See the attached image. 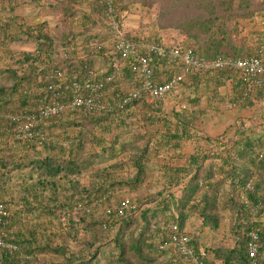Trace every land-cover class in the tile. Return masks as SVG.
<instances>
[{"label": "trees", "instance_id": "obj_1", "mask_svg": "<svg viewBox=\"0 0 264 264\" xmlns=\"http://www.w3.org/2000/svg\"><path fill=\"white\" fill-rule=\"evenodd\" d=\"M67 1L73 3V0ZM82 1L85 2L86 0ZM14 2L7 1L0 4V11L10 10L11 12L15 9V12H11V15L6 16L5 19L0 16V31L5 32L11 26V18H15L17 14V6ZM255 2L253 0L250 3L257 7L247 11L249 15H246V12L243 13L245 16H249L252 22L257 19L261 20L264 16V0L256 4ZM99 4L105 15L104 4H101L100 1ZM245 5L247 6V4ZM118 10L119 8L117 9V18L120 19ZM71 19L69 20L71 27L68 28L69 33L65 37H74V43H76V38L80 35L74 31L76 26ZM220 20L218 29H212L215 18L207 20V23L202 26L203 31L209 34L208 37H210L208 39L209 46H206L211 49L210 56H208L209 54L206 55L207 53L204 50L189 48L209 59L219 57L236 59L249 57L255 53L256 48L264 45V32H259L251 26L253 32L251 31L247 35L250 37L255 36L254 40L258 42L247 50L236 46L232 39L228 37L227 29L224 27V19ZM38 25L44 27L47 25V21L39 22ZM211 32L212 34H210ZM42 34L44 33L42 32ZM123 34L126 39L137 44L138 52L151 58L154 82L161 83L166 80L165 78H171L179 73L178 66L167 65V55L162 56L159 53L151 52L148 45L152 42L166 44L168 50L183 45L168 44L160 38L154 40L138 39L130 37L126 31ZM111 37L113 36L111 35ZM113 41L115 52L104 50L108 45L103 42H93V44L87 42L84 43L83 47H78V43L72 45V51L67 54L62 63L65 67L57 65L51 67L40 63L41 59L39 57L44 58V52L43 49H36L31 53L32 55H26L22 59L23 61L18 59L20 63L18 68L12 67L8 71H0L2 76L5 73L6 77L14 82L13 85H3L0 82V126L11 124V120L6 116L8 112L4 114L8 101L19 100L21 105L23 104L25 108H29L23 111L29 113L35 111L40 103L50 99L51 93H48L46 88L51 81L56 82L58 89L62 90L60 87L64 89V84L81 80L87 71L92 68L98 71L99 79H105L106 76L111 75L116 67L114 62L119 59V55L116 54L114 37ZM80 48H83V51L88 49V56L84 57L86 54L80 52ZM75 51L76 53H74ZM46 56L50 57L51 51L47 52ZM96 57L105 58L107 66L95 67L94 58ZM28 61L33 70L26 72L27 68L25 67L23 72L26 73L21 72V66ZM57 68L63 74L58 75L55 79H50L51 73ZM102 70L103 72H101ZM119 71L120 73H118L115 80L105 84L106 94L104 107L101 110L95 112L88 110L84 112L83 110L67 111V115L84 113V116L90 120L94 117L99 119L100 116L106 115L107 118L117 117L123 121L126 119L124 113L128 110H134V108L137 109L138 106L145 107L144 109L147 112L149 110L155 112L156 109L162 111V105L166 99L178 98L179 94L182 96L183 85L188 91L185 93L191 94L193 92L192 102L197 107L201 97L198 94L201 90V82L203 79L207 80L208 78L218 79V86L216 87L218 93L217 113L221 112V103L227 107H236L240 110L252 109L253 111H256L258 102L264 103L262 102L264 101V87L253 88L251 93L246 96L244 94L246 83L240 71L227 67L202 74L186 75L180 83L179 90L168 93L165 96L166 99L149 101L148 96L144 93L141 97L124 102L129 92L141 85L142 79L132 70L129 64H122ZM32 77H34V80L29 79ZM38 77L43 80H38ZM30 81L34 83L36 81L37 87L31 85ZM226 85L228 92L224 94L221 89ZM65 98H67V95H65ZM179 105L178 108L174 107L171 115L172 122L175 123L170 125V121L166 117H162L166 126H171L169 128L170 138H175L179 142L192 139L197 141L196 138H199L201 141L206 142L205 147H197L194 154L191 155L187 167L170 170L169 176L165 177L163 183L161 180H153L154 187L161 184L164 189L158 190L150 195L151 197L137 201L125 196L118 199V201L116 200L118 203L129 200L130 204L134 206L126 210L124 215H119L115 211L112 215H108L107 209L112 206L110 202L116 199L113 195V192L115 193L114 186L117 183L123 184V182H126V184L122 186L127 185L131 180L123 181V179H120L116 182L109 175L104 178H96L94 181L90 180L86 169L94 168L90 164L91 158L85 160L75 158L69 153V155L59 154V156L47 155L44 159L34 160V167H36L34 170H38L42 175L46 174V177L39 179L37 183L34 182L35 174H24L25 181L19 187L16 185H12L10 188L7 187L11 183V178L8 179L3 175L4 173H0V201L11 202L14 205L9 226L10 228L15 226L19 228L18 239L16 231H13V229H11L13 233L8 232L5 238L16 243L19 250L11 251L0 247V261L16 263L18 260L14 256L19 255L24 247L26 249L25 253L28 255L25 256L26 259L24 257L22 259L26 260V263L29 262L27 259H30V255L36 251H57L50 240V236H55V234L51 233L52 231L48 228L47 222L52 223L54 221L57 223L55 218L57 215L58 218L61 215L63 223L67 221L70 224L73 220H79L83 223L82 227L76 229L74 234L79 235L82 228L87 234L84 241L83 239L79 240L82 243L76 257L68 258L63 264H196L185 259L179 247L172 242L173 237L183 230L188 231L189 245L192 246L197 255H200L201 249L205 250L206 256L200 255L205 264H250L251 260L247 248L249 233L252 230H258L260 237L258 261L259 264H264V117H262L260 123H256V121L255 124L252 123L253 126H261L260 130L257 127L253 128L254 130L251 132V129L248 130L245 124L248 120L252 122V118L246 119L244 116H238L234 121L235 124L242 123L244 125L243 127L238 126L235 130L236 140L234 138L229 139V141L234 142L231 147L226 145L225 141L223 142V134L219 136L208 134L203 127L204 112L200 114L194 112L196 110L188 112L185 109L186 107H182L181 103ZM261 111L264 114V105ZM153 117L156 116L153 115ZM157 118L161 117L158 116ZM62 119L53 118L52 120L61 121ZM12 139H15L14 135H11L9 140L12 141ZM64 140H66L64 143L70 148L76 138H66ZM6 142L0 144L5 147ZM51 142L48 141L43 144L48 147L52 146L51 149L57 151V149H53L56 145ZM13 143L15 142L13 141ZM23 144L29 147V145H37L38 143L25 142ZM64 146L60 145V148H64ZM216 147L218 152L213 153ZM24 148L22 147V149ZM17 152L19 153L20 150ZM17 152H15V156H18ZM59 153H61L60 149ZM7 154L1 156L0 161L5 162L3 159L7 157ZM211 157L222 160L220 164L218 163V180L215 179L216 173L213 170L209 173L205 172L202 178L196 173L204 162ZM238 161H241V163L238 164ZM1 166L5 165L0 163ZM23 166L24 164L20 163L17 168ZM94 172L97 171L94 170ZM101 172L103 173V171ZM187 177L190 179L185 182ZM64 184H67L66 188L70 193L66 197L58 196V189L60 187L65 188ZM136 184H139V180ZM210 190L214 191L216 195L210 197L208 194ZM10 194L12 195L10 196ZM226 212L230 214L227 237H221L215 243L206 245L202 240L203 234L206 231L213 233L222 231L225 228L223 224L229 222ZM196 217L202 221L201 226L198 229L190 230L189 223ZM105 224L107 225L105 226ZM175 226H177V231L174 228ZM38 235L45 238L44 240L47 242L44 243L38 240ZM228 238L230 243L227 242Z\"/></svg>", "mask_w": 264, "mask_h": 264}, {"label": "rangeland", "instance_id": "obj_2", "mask_svg": "<svg viewBox=\"0 0 264 264\" xmlns=\"http://www.w3.org/2000/svg\"><path fill=\"white\" fill-rule=\"evenodd\" d=\"M7 1H15L17 14H14L15 18H11V26L5 32L0 31V71H8L12 67L18 68L20 65L18 59L23 61L22 59L26 55H32L31 53L36 49H43L42 51L44 52V58L39 57L41 59L40 63L51 67L55 65L65 67L62 63L67 54L72 51L73 47L71 46L77 43L78 47H83L84 43L87 42L92 44L93 42H103L108 45L104 50L114 51L113 37H111L99 0H86L85 2L82 1L83 3L81 0H73V3L67 0L65 2L63 0H0V4ZM260 1L263 2V0H254L255 4ZM252 2L253 0H120L118 12L123 29L130 37L144 38L146 40L160 38L168 44L176 43L186 48L193 47L204 50L207 53L206 55L209 54L208 56H210L211 49L206 47L209 46L208 39L210 37L202 29V26L209 19L215 18L212 29H218L219 22H221L220 19H224V27L227 29L228 37L232 39L236 46L247 50L258 42L254 40L255 36L250 37L247 35V33L253 32L251 26L255 25L251 23L249 16L243 14L246 12V15H249L247 11L257 7L250 4ZM22 8L25 10L23 16L20 14ZM11 12L14 13L15 9ZM11 12L10 10L0 11V16L5 19L6 16L11 15ZM46 13L48 14V20H45L47 21L46 26L42 27V25L34 23L36 18L42 19L43 14ZM70 19L75 22L76 28H74V31L80 35L76 38V43H74V37H65L69 33L68 28L71 27ZM87 48L89 49V47ZM82 49L80 48L79 51L85 52L84 54L86 55L84 57L88 56V49L85 51ZM49 51H51V56L47 57L46 55ZM94 60L95 67L107 66L105 58L96 57ZM24 63L25 66L22 65L20 71H25L26 67V72H31L33 69L29 61ZM29 79L34 80V77ZM37 79L41 81L42 78L38 77ZM0 82L3 85H13L14 83L6 77L5 73L4 76L0 74ZM35 83L30 81L33 86L37 85ZM217 86L218 79H203L201 90L198 93L201 97L197 107L192 102L193 92H190L191 94L185 93L188 91L183 85V93L179 92L182 93V96L181 94L178 95L180 99L176 97L166 99L163 102L162 111L156 109V111L154 110L155 112L150 110L147 112L144 109L145 107L138 106L137 109L126 111L124 113L126 119L123 121L117 117L107 118L106 115L100 116L99 119L94 117L90 120L84 116V113L69 114L61 121L52 120L45 126V129L50 141H52L51 143L56 145L53 149H57V151L52 150V146L48 147L44 144L29 145L27 147L28 145L26 146L19 142L17 146L19 149L21 147V149L19 153L17 152L18 156H15L16 153H8L7 157L3 159L5 162L0 161L1 164L5 165L0 167V173H4L3 175L8 177V179L11 178V183L7 185L9 188L12 185L21 186L25 181L23 178L24 174L28 173L35 174L34 182H37L39 179L45 178L46 174L42 175L38 170H34L36 168L34 167V160L44 159L47 155L59 156V154L69 155L71 153L70 155L75 158H83L84 160L91 158L90 164L94 168H88L86 171L89 174L87 176L92 181L96 178H104L106 175L111 176L116 182L120 179H123V181L131 180L127 185L122 186L126 184V182H123V184L117 183L114 186L115 193L113 192V195H115L116 199L110 202L111 207L119 205L118 199L125 196L137 201L151 197L150 195L158 190L164 189L161 184L154 187L153 180H161L163 183L164 179H166L165 177L169 176L170 170L187 167L189 159L197 147H205L206 144L205 141H201L199 138H196L198 142L194 139L179 142L175 138H170L169 128L171 126L167 127L162 117H166L170 121V125L175 123L172 122L171 115L174 107L178 108L180 106L179 103L182 104L183 108L185 106L188 112L194 110H196L194 112H197V114L204 112L203 120L205 119V121L210 116L211 118L218 117L216 108V105H218ZM226 89H228L227 85L221 89L224 94L228 92ZM7 105L4 114L7 112L8 114L19 113L29 109L25 108V105H21L19 100L8 101ZM257 105L256 111H246L245 113L246 119L252 118V122L248 120L245 124L248 130L251 129V132L254 130L253 128L258 127L253 126L255 121L260 123V120L264 117L263 111H261L264 103L258 102ZM220 106H222V103ZM206 113H209L208 117ZM153 115L156 117H153ZM158 116L161 118H157ZM228 116L233 118L232 113ZM227 118L230 119V117ZM229 121L226 118L211 120L209 123H204L203 127L205 130L207 127L208 132H212L213 136L223 134V142L225 141L226 145L232 147L234 142L229 141V139L234 138L236 140L235 130L238 126L243 127L244 124L238 123L236 125L237 123L235 124V122L230 124ZM253 122L254 124H252ZM4 126H0V143L8 140L14 134L13 130H11V124L9 125L8 123L7 126ZM260 127H258V130H260ZM7 128L8 130H6ZM66 138H76L72 147L68 148L67 144L64 143ZM201 142L203 145L200 144ZM60 145L65 146L60 148ZM22 147L25 148L22 149ZM58 148L61 153H59ZM217 152L218 149L216 147L213 153ZM221 161L219 158L211 157L204 162L198 172L195 169L193 171H196L199 177L202 178L205 172L209 173L213 170L216 173L215 179L218 180V163L220 164ZM20 163H23L24 166L17 168ZM240 163L241 161H238V164ZM94 170L97 172H94ZM189 177L185 179V182L189 181ZM138 180L139 184H136ZM64 185L65 188L62 189L60 187L61 190L60 188L58 189V196L66 197L70 193L67 191V184ZM177 192L179 193V191ZM208 194L210 197L216 195L212 190ZM13 207L14 205L12 204ZM226 216L229 222L223 224L225 228L222 231L218 233L207 231L202 236V240L206 245L215 243L221 237H227L230 226V214L226 212ZM55 219L57 223L53 221L52 223L47 222V224L50 231H52L51 233L55 234V236H50V240L57 251H36L30 255V259H27L29 262L26 263L24 259H26L25 256L28 254L25 253L26 249L24 247L19 252L20 256H14L18 260L16 263L0 261V264H63L68 258H75L82 243L79 240L83 239L84 241L87 234L83 228L79 235L74 234V232L76 229L81 228L83 223L79 220H73L70 224L67 221L63 223L61 215L59 218L57 215ZM60 220L61 222H59ZM201 222L198 217L193 218L189 223V229L200 228ZM11 229L16 231L18 239L19 228L15 226ZM44 239L38 235V240L46 243L47 241ZM227 242L230 243L229 238Z\"/></svg>", "mask_w": 264, "mask_h": 264}, {"label": "built area", "instance_id": "obj_3", "mask_svg": "<svg viewBox=\"0 0 264 264\" xmlns=\"http://www.w3.org/2000/svg\"><path fill=\"white\" fill-rule=\"evenodd\" d=\"M104 4L105 15L110 30V34L116 41V54L119 55L118 61L114 62L115 70L105 79L98 78V71L95 68L89 69L81 80H75L72 83L64 84L59 90L56 82L51 81L46 90L51 93L50 99L40 103L35 111H27L8 114L11 120V130L17 140L42 145L50 141L45 126L53 118H64L67 111L75 112L78 110L95 112L104 107L105 84L115 80L120 73L119 68L122 64H129L132 70L141 77V85L132 89L124 102L131 101L134 98L141 97L144 93L149 101L155 99H166L165 96L179 90L180 83L186 75L202 74L218 68L227 67L239 70L244 82L246 83L245 95L251 93L253 88L264 87V45L256 48L255 53L249 57L236 59H223L221 57L209 59L208 57L194 52L191 48L183 46L167 49L166 44L157 42L149 43L151 52L159 53L162 56L167 55L168 66H178L179 73L171 78H165L161 83L154 82V70L151 67V58L138 52V46L124 37V30L119 18H117L118 0H99ZM98 68V67H97ZM102 68V67H99ZM103 72V70L101 71ZM60 69L51 73L50 79L62 75ZM67 95V98H65ZM64 97V98H63ZM185 108V106H184ZM8 130V128L6 129ZM129 200L122 201L115 207H109L107 214L112 215L115 211L119 215H124L125 211L133 208ZM12 204L0 201V247L15 251L18 246L14 242L6 240V234L13 233L9 224ZM107 224H105L106 226ZM177 231V226L174 227ZM258 230H252L249 233L248 253L250 264H259L260 243ZM190 237L187 230L179 231L172 242L177 245L185 259L196 264H205L201 256H206L204 249H201L200 255H197L192 246L189 245Z\"/></svg>", "mask_w": 264, "mask_h": 264}, {"label": "crops", "instance_id": "obj_4", "mask_svg": "<svg viewBox=\"0 0 264 264\" xmlns=\"http://www.w3.org/2000/svg\"><path fill=\"white\" fill-rule=\"evenodd\" d=\"M25 13V10H24V8H22V10H21V12H20V14H21V16H23V14ZM44 15V16H43ZM42 16V19H39V18H36V20H35V22L34 23H39V22H42V21H45V20H48V18H47V16H48V14L46 13V14H43ZM23 18V17H22ZM39 20H41V21H39ZM251 21V20H250ZM251 23H253L255 26H253V28H255V29H257L259 32H264V16H263V18H261V20L260 19H257L256 21H254V22H251ZM259 25V26H258ZM10 33V32H9ZM220 108H221V112H218V117H214V118H211V116L210 117H208V114L206 113V116L208 117L207 119V121H205V119H204V123H209L211 120H221V119H225L226 118V120H230L229 121V123L231 124V123H233L235 120H236V118L238 117V116H246V111H249L250 112V110H252V109H244V110H240L239 108H236V107H227L226 105H222V106H220ZM233 108H235V109H233ZM238 109V110H237ZM225 110V111H224ZM241 111V113H239L238 114V112H240ZM243 112V113H242ZM233 114V118L231 117V116H228V115H230V114ZM227 117H230V119L229 118H227ZM211 119V120H210ZM210 128H212V127H210ZM213 130V129H212ZM206 131L208 132V129H207V127H206ZM214 131V130H213ZM208 134H210V135H212L213 136V133L212 132H208ZM8 146H6L5 145V147H4V145H1L0 144V157L1 156H4L5 154H7V153H15V152H17V151H19L20 149L18 148V146H11L10 144H7ZM221 228H223V227H221ZM220 228V229H221ZM205 233H207V231L205 232ZM204 233V234H205ZM203 234V235H204Z\"/></svg>", "mask_w": 264, "mask_h": 264}, {"label": "clouds", "instance_id": "obj_5", "mask_svg": "<svg viewBox=\"0 0 264 264\" xmlns=\"http://www.w3.org/2000/svg\"><path fill=\"white\" fill-rule=\"evenodd\" d=\"M9 139H10V137L8 138V140H6V141H7L6 143H7V144H10L11 146H17V144H18L19 142H22V141H20V140H17L16 138H15V139H12V141H10ZM13 141H14L15 143L12 144ZM4 142H5V141H4ZM22 143H23V142H22ZM7 144H6V146H8ZM3 202H4V201H3ZM9 203H11V202H9ZM11 204H12V203H11ZM11 212H12V209H11ZM10 217H11V216H10Z\"/></svg>", "mask_w": 264, "mask_h": 264}]
</instances>
